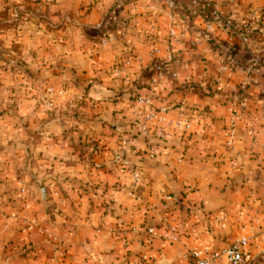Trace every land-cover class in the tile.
Listing matches in <instances>:
<instances>
[{
	"label": "crops",
	"instance_id": "1",
	"mask_svg": "<svg viewBox=\"0 0 264 264\" xmlns=\"http://www.w3.org/2000/svg\"><path fill=\"white\" fill-rule=\"evenodd\" d=\"M258 5L264 0H0L1 11L16 7L27 24L9 54L30 56L34 76L46 72L63 92L43 114L47 125L37 121L31 133L44 171L34 183L47 179L50 191L35 187L32 203L16 208L17 225L25 228L30 217L34 226L15 261L1 233L7 219H0L1 264H195L192 250L243 235L246 264H264V11L258 23L250 17ZM213 9L239 28L255 27L249 41L223 27ZM41 18L56 26L46 39L56 56L43 70ZM129 57L128 75L116 77L114 66ZM153 60L163 69L157 86L146 72ZM34 76L14 94L30 107L20 113L39 119L48 94ZM205 77L217 93H205ZM242 99L239 118L231 106ZM154 145L161 151L152 153Z\"/></svg>",
	"mask_w": 264,
	"mask_h": 264
},
{
	"label": "rangeland",
	"instance_id": "2",
	"mask_svg": "<svg viewBox=\"0 0 264 264\" xmlns=\"http://www.w3.org/2000/svg\"><path fill=\"white\" fill-rule=\"evenodd\" d=\"M20 16L21 11L16 7L10 12L5 9L3 11L0 10V35L5 33H10L12 35V38L9 39L8 42L0 36V49H5V44L8 46V53L6 55L0 53V61H2L1 66H3V62L6 63L8 66V75H10L9 78H7V82L0 81V219H7L5 223L9 225L7 228L4 227L1 233L2 235L7 234L8 236V251L9 254H11L9 257L11 256L13 261L22 255L20 249L21 238L25 234L29 235L33 231L32 229L34 226L33 220L30 217H27L24 221L25 228L19 227L17 225L18 214L14 213L19 209L17 210L16 208L22 206V201L25 204L32 203L34 200L33 196L35 195V193L32 192L36 191L35 187L38 189V193H41L42 188V193H46L47 191V195L49 190L48 183H46L47 179L37 181L36 183L38 184L34 183L38 175L37 172L40 173L41 170L37 169L38 163L35 160L37 159L35 157H37L38 153L34 152L31 148V143L35 141L31 135L33 131V123L38 121L37 123L40 128L47 125L45 122L47 117L43 114H45L47 106L53 103L54 97L58 96L56 93L57 90L53 88V84L48 82L49 77L46 72H41L40 77L34 76L35 74L29 66L31 64L30 56H17L14 54L11 56L9 54V52L11 53V51H15L16 47L19 45V42L15 41V38L16 35L19 37L17 31L23 29L20 26L23 25L24 27L27 25L25 18L24 20L20 19ZM39 27L41 29V42L37 61L40 66L39 68L43 70V67L47 66V64H53L51 60L56 56L55 53H53V47H51V44L48 45L46 40L50 37L49 33H51L53 29H56V26L41 18ZM16 73L19 79L21 78V75H24V77L18 82L14 80ZM32 75L36 77L35 80L41 85V95L44 96V90H46V93L48 94L46 103H43L42 97L40 98V104L38 105L41 115L43 116L39 119H37V114L31 113V110H28L29 113L21 114L20 112L26 104L19 100V94L18 96L14 94L17 84L26 85L28 87L31 85L30 81H32ZM11 76L12 80H10ZM49 88H53L55 93L51 94ZM26 107L30 109L29 106ZM71 107L74 106L71 105ZM21 132L23 135L20 136ZM22 142H24V149L18 147V143L21 144ZM41 155L43 156L42 153ZM46 157L45 154V159ZM43 172L44 171L42 170L41 175ZM46 196L45 198H42V201L43 204L47 206L48 200L46 199ZM74 199H71L72 203H74ZM55 204L56 206H60L63 205V202L55 201ZM33 249L35 248L31 246L28 247L26 253H29ZM35 251L42 255L40 251Z\"/></svg>",
	"mask_w": 264,
	"mask_h": 264
},
{
	"label": "built area",
	"instance_id": "3",
	"mask_svg": "<svg viewBox=\"0 0 264 264\" xmlns=\"http://www.w3.org/2000/svg\"><path fill=\"white\" fill-rule=\"evenodd\" d=\"M264 11V6L258 5L253 10H251V19L258 23L261 21V14ZM211 15L216 17L221 21V25L225 28H229L233 31V33L237 34L243 42H248L252 33L255 32V27L249 26L246 29L239 28L232 24L231 21L225 19L222 17L221 12L213 9L211 11ZM208 26H211V23H208ZM133 57H129L125 59L124 61L116 64L113 68V74L116 77H126L128 75L129 69L133 66ZM153 67L155 69V74L151 78V84L153 86H157L161 80L163 79V69L159 61L153 60ZM248 81L242 82V88L247 84ZM49 91L51 94L55 93V90L53 88H49ZM56 93L61 95L63 92L61 90L56 91ZM138 103L147 104L150 103V98L148 96H139L137 98ZM51 103V101H50ZM247 107V102L245 100H241L239 102V105L237 108H234L231 106V111L234 113L237 117H243V108ZM261 110L264 112V93L262 98V105ZM160 121H162V118H159ZM184 123L186 125L190 124V120L185 119ZM255 135V132L253 131V136ZM161 136V132L159 134ZM150 151L152 153H158L161 151V146L154 145L151 147ZM127 164V162H125ZM134 180L136 183H139L142 181V173L138 168H134L132 171ZM147 242L151 243L154 240L155 232L154 228L150 227L147 229ZM249 237L243 235L240 236L233 241H231L228 245L223 247H212L210 245H204L201 248L192 250L190 253L191 258L194 260L195 264H214L218 260L224 258L226 259L230 264H246V261L249 257V254L247 253V246L249 245Z\"/></svg>",
	"mask_w": 264,
	"mask_h": 264
},
{
	"label": "trees",
	"instance_id": "4",
	"mask_svg": "<svg viewBox=\"0 0 264 264\" xmlns=\"http://www.w3.org/2000/svg\"><path fill=\"white\" fill-rule=\"evenodd\" d=\"M207 18H208V20L212 19L211 16H208ZM146 72L150 73L151 76H154L155 69H154L152 64L146 68ZM204 81H205V83L202 85V87L204 88L206 94L213 95V94L218 92L216 85L214 84L213 80L211 81L208 77H205ZM131 91H132V89H131ZM137 95L138 94H136L135 97Z\"/></svg>",
	"mask_w": 264,
	"mask_h": 264
},
{
	"label": "water",
	"instance_id": "5",
	"mask_svg": "<svg viewBox=\"0 0 264 264\" xmlns=\"http://www.w3.org/2000/svg\"><path fill=\"white\" fill-rule=\"evenodd\" d=\"M94 88H95V87H94ZM94 88H93V89H94ZM93 89H92V90H93Z\"/></svg>",
	"mask_w": 264,
	"mask_h": 264
}]
</instances>
